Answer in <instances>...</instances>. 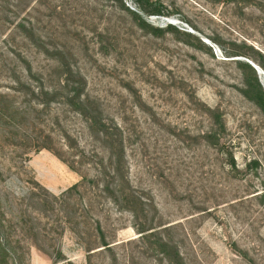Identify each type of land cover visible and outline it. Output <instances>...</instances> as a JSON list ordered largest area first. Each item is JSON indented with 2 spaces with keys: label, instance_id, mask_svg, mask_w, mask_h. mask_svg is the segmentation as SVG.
<instances>
[{
  "label": "rangeland",
  "instance_id": "374dc122",
  "mask_svg": "<svg viewBox=\"0 0 264 264\" xmlns=\"http://www.w3.org/2000/svg\"><path fill=\"white\" fill-rule=\"evenodd\" d=\"M124 2L149 26L117 0H0V220L7 264H89L87 246L97 248L90 264H161L139 240L132 214L96 193H85L77 212L85 239L58 212L40 215L47 239L39 241L67 260L55 263L25 229L30 188L60 196L97 174L98 161L107 158L65 100L60 61L73 78L82 75L88 95L123 129L132 184L155 205V223L172 226L187 264H264V112L241 92L242 56L226 54L249 46L264 54V0H151L162 15ZM170 24L177 30L168 31ZM17 81L31 89L57 87L60 95L37 98ZM214 112L223 117L239 172L206 144ZM97 219L111 252H98L94 227L90 236L86 229Z\"/></svg>",
  "mask_w": 264,
  "mask_h": 264
},
{
  "label": "trees",
  "instance_id": "16d2710c",
  "mask_svg": "<svg viewBox=\"0 0 264 264\" xmlns=\"http://www.w3.org/2000/svg\"><path fill=\"white\" fill-rule=\"evenodd\" d=\"M122 8L132 13L136 18L146 26L148 22L139 13L131 10L126 6L124 0H117ZM143 11L149 15H162L163 11L161 6L157 3H152L151 0H131ZM26 32V36L30 41L38 48L43 49L46 52L49 50L41 42V37L34 33L33 30H29L25 25L21 24ZM149 26V24H148ZM168 31L177 30L174 25H168ZM191 35V34H190ZM198 43L204 44L200 39ZM217 42H219L217 40ZM205 45V44H204ZM248 50H242L233 48L234 51L230 53L226 52L227 56L246 57L255 61L258 65L264 69V54L253 47H248ZM209 51L212 52L209 47ZM56 54H62L61 51H57ZM28 67L27 70L31 74L33 73L32 65L29 61H26ZM238 67L244 74V87L241 89L243 95L254 102L264 112V85L259 77L257 70L249 63L243 60H237ZM59 67L63 73V79L61 83V91L64 93L65 100L73 109L78 112L88 124V129L91 135L99 141L107 152V158H100L98 161L97 174L93 176H83L82 180L75 183L73 186L65 190L60 196H55L49 191L43 189L44 194L39 193L34 187L30 188L25 194V200L29 205L30 211L25 214V229L28 235L35 239L37 247L49 255L51 258H55V263L62 260H67V257L63 254L62 250H59L56 254L54 251L46 248L44 244L39 241L40 239H47L46 229L41 227L40 215L43 212L45 216L50 217L55 212L62 215L67 223V227L73 232L78 239H85L84 229L82 230V221H80L77 215L78 210H81V202L86 194L96 193L100 197L107 198L112 204H114L120 211H128L133 217V226L137 233L140 235L139 239L145 245H148L149 249L160 257L161 264H187L184 255L182 254L178 241L170 234L172 226L166 224L157 225L153 218L151 208L156 210L155 205L149 204V202L143 197L136 187L132 184L130 177V167L127 161L126 155V139L124 131L121 126L113 119L105 117L104 112L97 102L92 99L86 92V82L82 75L78 72V79L73 78L76 76L73 69L69 67V64L59 62ZM62 67V68H61ZM18 84L27 87L32 92V95L45 99L49 97L48 101L55 99L60 93L57 87L48 88L44 85L31 89L32 84H27L21 81H17ZM44 103V101H43ZM47 104V102H46ZM216 113L213 117V125L209 131L204 135V139L208 147L216 149L222 153L226 158L228 165L234 171L239 169L236 164V159L232 150L227 147L224 141V134L226 132L225 123L220 113ZM68 137V135H67ZM72 147V145H69ZM69 162V161H65ZM74 162V161H73ZM83 162V161H82ZM255 162V161H254ZM71 168L75 167L71 161L69 162ZM78 195L77 200H75ZM88 206V202L84 203L85 208ZM152 216V218H151ZM95 225V226H94ZM86 227L90 231L94 227V232L97 239H100L101 251H113L111 243L108 242L106 233L103 229L100 220H95V224ZM84 226V225H83ZM47 227V226H46ZM85 227V226H84ZM5 232V224L0 220V264H7L9 257V248L3 239ZM154 238V239H151ZM86 246V245H85ZM88 256L89 264L92 259V254L96 253L97 248L92 246L85 247ZM69 264H72L69 261Z\"/></svg>",
  "mask_w": 264,
  "mask_h": 264
},
{
  "label": "water",
  "instance_id": "95a60500",
  "mask_svg": "<svg viewBox=\"0 0 264 264\" xmlns=\"http://www.w3.org/2000/svg\"><path fill=\"white\" fill-rule=\"evenodd\" d=\"M132 9L136 10L134 8H132ZM206 42H208V41H206ZM237 60H243V61L249 62L257 70V73H258L259 77L262 78V75H263L262 69L255 62H253L252 60H250L248 58H244V57L243 58L242 57L241 58H237Z\"/></svg>",
  "mask_w": 264,
  "mask_h": 264
}]
</instances>
